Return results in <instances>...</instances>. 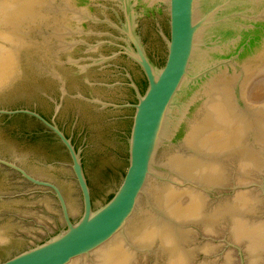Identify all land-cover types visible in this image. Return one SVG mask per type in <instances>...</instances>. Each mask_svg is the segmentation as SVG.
<instances>
[{
  "label": "water",
  "instance_id": "obj_1",
  "mask_svg": "<svg viewBox=\"0 0 264 264\" xmlns=\"http://www.w3.org/2000/svg\"><path fill=\"white\" fill-rule=\"evenodd\" d=\"M0 264H264V0H0Z\"/></svg>",
  "mask_w": 264,
  "mask_h": 264
},
{
  "label": "flooded vegetation",
  "instance_id": "obj_2",
  "mask_svg": "<svg viewBox=\"0 0 264 264\" xmlns=\"http://www.w3.org/2000/svg\"><path fill=\"white\" fill-rule=\"evenodd\" d=\"M124 21H125V25H126V19H125V16L123 17ZM118 28H115V30H117L116 33H111V32H108L107 34H104L103 38L100 39L99 41V44H105V45H109L111 48H112V51L110 53H107L103 56H100V57H97L95 59H89L92 61V63H88V65L86 67H95V68H99V69H104V68H107V67H112L113 68H116V71L118 73H120L123 77H124V83H115V82H93V83H89L91 86H104L105 88H108V89H114L115 86H122L124 87L130 94L133 98H130L128 101H125V102H110V101H106L107 103H115L117 105H120V106H126V105H135L138 103L137 101V95H136V91L134 90V88L131 86L132 83H134L140 93L142 95L145 94L146 90H147V87H148V82H147V77L144 73V71L142 70V68L134 61L132 60L130 57L126 56L123 54L124 52V49L122 48L123 46H126V43L124 42V40L127 39V36L124 34L123 32V29H125V26L123 25V23H120V24H117ZM124 27V28H123ZM114 28V27H113ZM96 48V47H94ZM118 59H125L129 62H131L134 66H136L138 69H139V72H140V78L138 79L137 76H135L133 74V72L131 73L129 70H127L126 68H124L123 66L121 65H117V64H114V62ZM79 63V62H78ZM77 64V63H76ZM164 65V64H163ZM86 67L85 69L83 67H80L78 70H80L78 72V75H84L85 74V71H86ZM83 68V69H82ZM130 76V77H129ZM118 84V85H117ZM66 87V86H65ZM65 87L62 86V91H61V95H63V91L65 92ZM65 95H63L62 97H65ZM84 97H87V99H89L88 101L86 100H81L79 99L80 101H83V102H86L90 105H93L95 107H98V108H103L104 106H102L101 104H98V103H95L93 101H98V100H95L91 94H86V95H83ZM77 97V95L75 96ZM77 100V99H76ZM105 101V100H103ZM62 102L60 99L57 100V103L54 107H56L57 105H60ZM103 103V102H102ZM109 108L108 109H114L115 107H110L108 106ZM105 108V107H104ZM124 108H129V109H133L131 107H123V108H118V109H124ZM22 109V108H20ZM56 109V108H55ZM116 109V108H115ZM16 110V109H15ZM33 110V109H31ZM134 110V109H133ZM37 111V110H35ZM38 113H40L46 120H48L49 122L52 121L51 118H48L45 114H43L42 112L40 111H37ZM55 115V110L53 112V117ZM57 118V117H56ZM35 120V119H34ZM37 121V120H36ZM38 122V121H37ZM40 123V122H38ZM57 123V122H56ZM42 126H44L42 123H40ZM58 125V124H57ZM59 126V125H58ZM45 127V126H44ZM46 128V127H45ZM47 129V128H46ZM61 129V127H60ZM48 130V129H47ZM62 130V129H61ZM49 131V130H48ZM50 132V131H49ZM51 133V132H50ZM52 134V133H51ZM66 136L69 138V136L66 134ZM56 138V137H55ZM59 141V140H58ZM75 144V143H74ZM126 174V173H125Z\"/></svg>",
  "mask_w": 264,
  "mask_h": 264
},
{
  "label": "trees",
  "instance_id": "obj_3",
  "mask_svg": "<svg viewBox=\"0 0 264 264\" xmlns=\"http://www.w3.org/2000/svg\"><path fill=\"white\" fill-rule=\"evenodd\" d=\"M111 198H112V196H111ZM111 198H110V199H111ZM110 199H109V200H110Z\"/></svg>",
  "mask_w": 264,
  "mask_h": 264
}]
</instances>
